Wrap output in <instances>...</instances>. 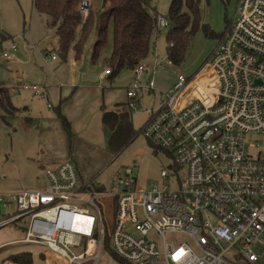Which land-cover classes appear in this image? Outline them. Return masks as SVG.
<instances>
[{
  "label": "built area",
  "instance_id": "2783aa9c",
  "mask_svg": "<svg viewBox=\"0 0 264 264\" xmlns=\"http://www.w3.org/2000/svg\"><path fill=\"white\" fill-rule=\"evenodd\" d=\"M90 5L83 0L81 12ZM158 22L169 27L163 17ZM206 64L176 78L141 130L172 157L160 184L142 188L125 168L127 179L115 191H98L81 180L74 162H64L47 170L45 189L0 194V230L22 231L21 240L7 245L23 244L33 260L44 256L42 264H99L109 235L112 251L129 264H264V148L257 140L264 135V0H239L237 18ZM163 66L134 70L131 108L140 90H154ZM149 71L152 79L142 86ZM31 88L42 95L38 86L24 85ZM111 200L108 233L104 212ZM167 234L188 240L167 241Z\"/></svg>",
  "mask_w": 264,
  "mask_h": 264
},
{
  "label": "rangeland",
  "instance_id": "374dc122",
  "mask_svg": "<svg viewBox=\"0 0 264 264\" xmlns=\"http://www.w3.org/2000/svg\"><path fill=\"white\" fill-rule=\"evenodd\" d=\"M90 1L91 8L95 11L101 12L104 9V0ZM198 1L200 12V18H197L196 23L198 33L182 64H167L170 28L161 27L158 22V31L152 40V51L145 64L152 67L156 62H160L164 67L153 77L154 90L143 88L139 91V101L136 107L125 108L128 115L126 123L129 128L124 123V125L119 124L120 127L117 130L120 134L123 133L119 137L124 144L122 150L112 152L108 149L111 135L109 129L106 132L102 129L100 107L97 109L94 107L91 117V112L88 116L95 125L97 136L86 143L78 144L77 142L72 145L75 156L68 160L76 162L83 180L85 182L94 181L99 191H115L118 180L127 179L124 173L125 168L133 170V175L142 188H149V183L160 184L161 171L173 163L172 157L164 151L157 150L141 134V130L149 119V113L165 101L167 93L172 88L171 84L179 75L190 77L196 74L202 66L208 65L206 64L208 57L218 41L207 38L202 28L209 25L215 32L225 33L237 18V6L239 5V0ZM172 4L173 0H151V7L157 13L158 19L168 16ZM184 11L188 12L186 6ZM95 40L96 30L94 29L85 46V57L78 63V68L81 73L85 69L86 74L91 75L89 82L100 86L98 101L101 100L103 103L105 98L107 101L112 100L113 105L121 102L129 103V100L126 101V91L128 87L135 85L136 73L134 70L124 69L113 80L109 75L102 79L101 71L108 68L107 58L112 51L111 29L108 32L103 52L96 62H92L90 53ZM11 44L16 46L15 52L9 48ZM0 47V94L8 90L12 105L19 109L16 118H3L4 113L0 109V194L44 189L49 185L46 173L49 163L45 158L47 154L51 150L55 153L71 150L70 137L67 132L64 131L66 140L62 141L57 135L56 128L62 122L58 117L60 102L57 95L60 90L64 89L56 83L53 72L57 65L63 64L56 51L57 38L55 32L47 28L42 17L36 12L32 0H0ZM5 52L10 53L12 58L9 60L4 58L3 53ZM150 79H152L151 74L145 73L140 81L141 85H146ZM48 83L53 86L52 90L47 87ZM24 85L38 86L41 93H44L42 94L44 97L32 88L24 90ZM49 105L52 108H49ZM62 110H64L63 107ZM73 116L76 117V113H73ZM46 130L48 137L46 134L41 135ZM71 139L74 140V138ZM257 140L264 148V135H257ZM113 206L112 200L109 204L106 202L104 214L108 233L112 229L115 212ZM13 210L11 208L3 211L8 213ZM21 239L22 231L18 228L8 226L0 230V264H10L12 262H5L6 258L10 254H20L16 251L22 249L23 244H7ZM187 240L188 237L183 235L167 234V241L178 243ZM32 250L43 251L42 248L36 247ZM75 252L80 254L83 249ZM38 260H33V264L42 262L44 256ZM99 264L120 263L112 252L104 247Z\"/></svg>",
  "mask_w": 264,
  "mask_h": 264
},
{
  "label": "trees",
  "instance_id": "16d2710c",
  "mask_svg": "<svg viewBox=\"0 0 264 264\" xmlns=\"http://www.w3.org/2000/svg\"><path fill=\"white\" fill-rule=\"evenodd\" d=\"M82 1L32 0L33 7L42 17L47 28L55 32L56 51L63 62L67 60L71 50L75 52L76 59L84 55L85 46L94 29L96 40L90 54L91 61L96 62L106 46L108 32L111 29L113 45L107 60V70L110 71L112 79L124 69L135 70L145 63L152 51V40L158 31L159 21L157 13L151 7V0H104V9L101 12L95 11L90 5L86 16L80 10ZM185 6L188 12L184 11ZM199 14L198 0H173L169 14L165 18L170 28L167 56L172 64L180 65L184 61L198 33L196 23L197 18H200ZM202 31L209 39L221 37L209 25H205ZM5 91L0 94V109L4 113L3 118H16L19 109L12 105L9 91ZM116 117L119 119L116 120ZM126 118L125 114L116 116L107 113L103 119L105 125L112 128V137L108 145L111 151H121L124 146L119 140L123 133L120 134L117 130L120 127L119 124L122 125V120ZM61 120L64 128L69 131L68 121L64 117H61ZM127 128H129L128 124ZM105 248L112 252L120 264H129L112 251L109 235L105 240ZM5 262L33 264L31 255L25 253L11 255L6 258Z\"/></svg>",
  "mask_w": 264,
  "mask_h": 264
},
{
  "label": "crops",
  "instance_id": "0c3cea01",
  "mask_svg": "<svg viewBox=\"0 0 264 264\" xmlns=\"http://www.w3.org/2000/svg\"><path fill=\"white\" fill-rule=\"evenodd\" d=\"M215 33L221 35L220 38L215 39L216 41H218V44H219L222 37L224 36V32L223 33L215 32ZM216 41H215V44H216ZM218 44L214 47V49L218 46ZM213 50H212V52H213ZM84 57L85 56L83 55V56H81V58L76 59L75 52L73 50H71L68 54L67 60L65 62L62 61L63 64L61 63V65H57L53 71L54 77L57 80L56 83H59V86L64 87V89L60 90V92H58V95H57V98L59 99V102H60L59 108H58V117L60 120H61V117H64L69 123V131H67L64 128L62 122H61V125L59 124L58 127L56 126L57 135L59 136L60 139H62V141H64V140H66V137L64 138V131L67 132L68 136L70 137L69 141L71 144L70 145L71 150L69 152H65L63 150V151H60L59 153H55L54 151L51 150L52 152L50 151V153L47 154V156L45 155L46 156L45 158L47 159V161L49 163L48 169H55V168L59 167L61 164H63L64 162L71 161L68 159L69 158L73 159V156H75V150L74 151L72 150V145H75V143H77V142H78V144L80 142L86 143V142L90 141L89 139L92 140L94 137L97 136L95 125H93L92 121H90V118H88L89 113L91 112L90 113V117H91L92 112H94L93 111L94 107H95V109L100 107V111L102 114V117H101L102 129L104 132H106V130L109 129L111 132V133L109 132L111 137H112V130H111L112 128L107 127L103 121L105 115L107 113H111V114H114L116 116L117 115H124V114L127 115V113H126L127 111H125V108L128 109V107H129L130 109H132L129 106V103H125V102L115 103L113 105L112 100L107 101V99H105V98H104L103 103H101V100L98 101V99H97L98 93L101 91L100 86L89 82V81H91V75L89 73L86 74L85 69L82 70V73H81L80 69L78 68V63H80V60H83ZM108 58H107V60H108ZM154 65L155 64H153V66ZM163 67L160 68L155 74H157L160 70H162ZM106 70L107 69L101 71V74H100V76L102 75L101 78L103 79L106 75H109L111 77V80H113L111 74H106ZM149 73H150V71H149ZM149 73H146V74L149 75ZM151 77H152V75H151ZM174 83H175V81L171 84V87ZM47 87H49V89L52 90L51 88L53 86H51L48 83ZM55 87H57V85ZM128 89H130V87L127 88V91H128ZM42 94H44V93L42 92ZM40 96L44 97L43 95H40ZM186 96L188 97L187 94L185 95V97ZM128 100L129 99H128L127 94H126V101L128 102ZM138 101H139V99H138ZM66 105H68V106H66ZM62 107L64 108V110H62ZM49 108H52V106L49 105ZM73 113H76V117L73 116ZM149 115H150V113H149ZM118 119L116 117V120H118ZM127 121H128V115H127L126 120H122V124L126 123ZM43 134H46V136L48 137V131L47 130H46V132H42L41 135H43ZM41 137H43V136H41ZM71 138H74V140ZM110 140H111V138H110ZM110 140H109V142H110ZM108 145H109V143H108ZM108 149H109V146H108ZM55 151H58V150H55ZM72 162H74V161H72ZM74 163L78 167V164L76 162H74ZM78 169H79V167H78ZM79 173L81 176V180L83 182H85L82 178V174H81L80 170H79ZM86 183L89 184V186L92 189H96L99 191V189H97V187L94 185V181L91 180V181H88ZM39 190H43V189H39ZM35 191H37V190H35ZM25 248L26 247L24 246L22 249H19L18 251H16V252H18L17 254L24 253L23 251ZM37 252H41V251H37ZM9 256H11V254ZM36 259L38 260L39 258H34V260H36ZM40 262H39V264H42V262L41 263Z\"/></svg>",
  "mask_w": 264,
  "mask_h": 264
}]
</instances>
